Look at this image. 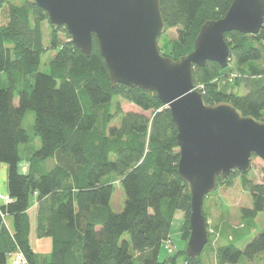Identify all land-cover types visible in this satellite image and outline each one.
<instances>
[{
	"label": "trees",
	"instance_id": "16d2710c",
	"mask_svg": "<svg viewBox=\"0 0 264 264\" xmlns=\"http://www.w3.org/2000/svg\"><path fill=\"white\" fill-rule=\"evenodd\" d=\"M231 2L160 0L166 30L176 29L164 54L175 60L189 53L201 25L222 17ZM45 21L46 12L31 0H0V75L6 80L0 86V163L7 166L10 198L0 204V264L17 249L28 264H176L182 255L184 264H203L201 256L185 253L190 196L177 173V130L169 109L155 92L112 86L94 37L89 56L73 45L63 26L50 25L44 44ZM224 38L229 57L242 68L236 82L246 93L218 89L214 80L225 69L213 61L193 66L194 85H204L205 102H228L264 121V21L255 35L230 31ZM48 51L54 54L45 66ZM117 97L141 112L115 108L113 113ZM30 110L34 121L28 130L22 120ZM111 174L119 177L125 196L120 212L110 208ZM236 176L251 196V207L241 208L243 221L251 224L264 212V180L255 183L233 170L217 183L229 186ZM32 196L37 201L35 236L50 237L49 254L35 253L30 244ZM179 210L185 215L184 247L160 260ZM263 250L264 223L243 250L231 242L215 249L214 258L216 264H236Z\"/></svg>",
	"mask_w": 264,
	"mask_h": 264
},
{
	"label": "water",
	"instance_id": "95a60500",
	"mask_svg": "<svg viewBox=\"0 0 264 264\" xmlns=\"http://www.w3.org/2000/svg\"><path fill=\"white\" fill-rule=\"evenodd\" d=\"M48 23L63 26L73 45L89 56L93 37L112 86L155 92L176 126L177 173L190 196L185 253L199 259L208 242L205 197L231 171L248 173L252 155L264 164V121L228 102L209 104L194 87L192 68L207 61L228 65L224 34L255 35L264 21V0H232L224 15L205 21L192 50L173 60L159 50L166 32L160 0H31Z\"/></svg>",
	"mask_w": 264,
	"mask_h": 264
},
{
	"label": "rangeland",
	"instance_id": "374dc122",
	"mask_svg": "<svg viewBox=\"0 0 264 264\" xmlns=\"http://www.w3.org/2000/svg\"><path fill=\"white\" fill-rule=\"evenodd\" d=\"M50 24L48 21L43 22V42L47 45L48 43V33ZM59 37H64L63 33L58 34ZM176 38V29L172 28L166 30V32L158 38L159 50L164 53L167 48L166 45L169 41ZM70 40V39H69ZM54 51H48L43 56L44 65L48 63V60L53 56ZM42 69H44L42 67ZM225 71L219 76L214 82L217 83L218 89L226 93H237L239 95L245 94L246 91L241 85H237V78L240 76V70L234 63L233 58L230 56L228 60V65L224 68ZM225 76V77H224ZM5 75H0V86L6 84ZM197 89L192 90H204V85H197ZM198 90V91H199ZM199 91V92H201ZM17 102V98L15 99ZM115 108H118L120 113L128 111L141 112L140 109L133 103L127 102L119 97L114 99V105L112 107V112L114 113ZM147 116L150 115V111H146ZM34 121V112L27 111L22 120V126L25 129L31 130V126ZM118 119L113 120V124L117 123ZM23 165V164H22ZM247 177L255 183L263 182L264 180V164L262 160L256 156L251 158V169L248 171ZM240 176H236L232 179L231 185L227 186L225 184L218 185L217 189L207 195L203 202V213L206 217L207 227H208V242L204 246L201 252V258L203 264H216L214 258V251L219 246L236 243V245L242 250L246 244L257 235L263 228L264 223V212H260L256 215L253 223L249 224L243 221L241 217L242 207H251L252 201L249 192L243 187ZM110 183L114 187L113 194L110 199V208L114 212H120L124 206V192L119 182V177L116 174H111L109 178ZM5 195V193H0ZM0 202L2 200L0 199ZM184 212L176 211L171 224L169 239L171 242L169 244L162 245L159 257L160 260L169 253L179 250L184 247V241L181 238L184 234L182 227L185 224ZM5 221V220H4ZM189 233V230H188ZM10 258V263L14 264L13 253L8 255ZM183 255L177 258L176 264H184ZM236 264H264V250L256 255L253 259H248L242 256Z\"/></svg>",
	"mask_w": 264,
	"mask_h": 264
},
{
	"label": "crops",
	"instance_id": "0c3cea01",
	"mask_svg": "<svg viewBox=\"0 0 264 264\" xmlns=\"http://www.w3.org/2000/svg\"><path fill=\"white\" fill-rule=\"evenodd\" d=\"M34 144L36 147L39 146V142L37 140L34 141ZM21 164V163H20ZM23 164V165H22ZM22 169L21 171H26L28 167V163L26 160L22 162ZM50 166L53 164V161L51 160L49 162ZM6 177H7V166L4 163H0V193L7 194V187H6ZM36 197L32 196L30 200V206L27 209V213L29 215L30 223H31V229H30V244L33 248V251L35 253L40 254H49L52 250V242L50 237H41L37 238L35 236V225H36ZM6 224L8 228H11V219L9 216L5 219ZM4 264H11L10 258L8 257L6 259V262Z\"/></svg>",
	"mask_w": 264,
	"mask_h": 264
},
{
	"label": "built area",
	"instance_id": "2783aa9c",
	"mask_svg": "<svg viewBox=\"0 0 264 264\" xmlns=\"http://www.w3.org/2000/svg\"><path fill=\"white\" fill-rule=\"evenodd\" d=\"M196 86L197 85H195L193 87V89H197ZM199 91H201V90H199ZM0 199L2 200V202H0V203H7V202L10 201V198L6 194L5 195H1L0 194ZM2 217H3V215H2ZM166 243L169 244L170 241L167 240ZM13 260H14V264H28V262H27V260H26V258L24 256V254L20 250H18V249L13 252Z\"/></svg>",
	"mask_w": 264,
	"mask_h": 264
},
{
	"label": "bare ground",
	"instance_id": "6f19581e",
	"mask_svg": "<svg viewBox=\"0 0 264 264\" xmlns=\"http://www.w3.org/2000/svg\"><path fill=\"white\" fill-rule=\"evenodd\" d=\"M220 183V182H219ZM222 183V182H221ZM8 196V194H6ZM0 204H6V203H0ZM16 251V250H15Z\"/></svg>",
	"mask_w": 264,
	"mask_h": 264
}]
</instances>
